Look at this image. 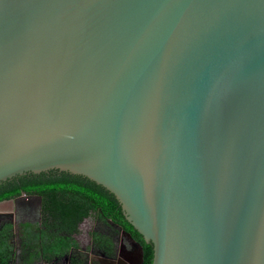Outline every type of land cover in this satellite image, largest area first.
<instances>
[{
  "label": "water",
  "instance_id": "obj_1",
  "mask_svg": "<svg viewBox=\"0 0 264 264\" xmlns=\"http://www.w3.org/2000/svg\"><path fill=\"white\" fill-rule=\"evenodd\" d=\"M51 170L152 264H264V0H0V183Z\"/></svg>",
  "mask_w": 264,
  "mask_h": 264
},
{
  "label": "trees",
  "instance_id": "obj_2",
  "mask_svg": "<svg viewBox=\"0 0 264 264\" xmlns=\"http://www.w3.org/2000/svg\"><path fill=\"white\" fill-rule=\"evenodd\" d=\"M24 194L25 197H22ZM13 199L19 200L20 203H31L34 200L37 206H41L45 230L39 228L37 231L41 233L42 238L48 239L47 244L45 241L41 245L47 252L50 249L53 255L66 253L71 248L78 249V243L73 237L79 232V224L91 216L98 215L104 222L110 221L130 234L132 239L140 244L143 249L142 264L153 262L152 244L146 243L126 220L115 197L88 178L59 170L40 174L28 173L0 183V202ZM26 228H29L30 232L33 226L27 224L25 233ZM7 229H10V225ZM91 236L99 249L108 256L115 255L111 236L99 232H93ZM74 262L80 264L78 259Z\"/></svg>",
  "mask_w": 264,
  "mask_h": 264
},
{
  "label": "flooded vegetation",
  "instance_id": "obj_3",
  "mask_svg": "<svg viewBox=\"0 0 264 264\" xmlns=\"http://www.w3.org/2000/svg\"><path fill=\"white\" fill-rule=\"evenodd\" d=\"M17 201V200H14ZM19 201V200H18ZM16 203V202H15ZM31 204V205H30ZM13 200H8L4 202H0V248L2 252H0V264H19L18 259L30 260L32 259L31 263L33 264L37 261V258H43L49 252L45 251L42 244V236L39 231H35V228L40 225V221L43 218L41 214V206H36V203H24L22 208H18V206H13ZM17 213L19 216V229L18 232L19 236H15L16 234V220L14 219V215ZM34 218L37 220V224L35 225ZM29 224L33 226V228L29 232L30 237H26L24 232V228L26 225ZM10 225V229L8 230L7 227ZM39 229V228H38ZM34 230V231H33ZM4 231V232H3ZM95 232V231H94ZM103 234V233H102ZM46 238V237H45ZM48 239L46 240L47 244ZM53 241V240H52ZM93 243V242H92ZM2 246V247H1ZM71 251L73 248L70 249ZM77 250V249H76ZM95 254L97 256L96 262L98 264H104V259L106 260L107 264H111L114 259H111L103 250L96 249ZM117 254V253H116ZM72 255L71 258H66V263L68 264H75V258ZM114 258V257H112ZM60 260V259H59ZM58 261V260H56ZM72 261V262H71ZM28 264V262H27ZM36 264V263H35Z\"/></svg>",
  "mask_w": 264,
  "mask_h": 264
},
{
  "label": "crops",
  "instance_id": "obj_4",
  "mask_svg": "<svg viewBox=\"0 0 264 264\" xmlns=\"http://www.w3.org/2000/svg\"><path fill=\"white\" fill-rule=\"evenodd\" d=\"M114 226V234L111 235L113 241H114V247H115V255L109 256L111 259H114V264H142V250L141 247L138 245L136 241L132 239V237L120 229L118 226ZM76 236V235H75ZM74 236V237H75ZM76 238V237H75ZM77 241V240H76ZM93 240L89 243V245H86L87 247H82V249L79 250V248L75 250L74 252L69 250L66 253H60L59 255H53L48 253L43 258H37L36 264H52L56 262V260H62L66 261V258H71L72 255L74 256L73 259H78L80 264H98L96 262L97 256L95 254V250L99 249L96 244L92 243ZM77 243H79L77 241ZM117 253V254H116ZM114 257V258H112ZM26 261L24 264L31 263V260H23ZM33 263V264H35ZM55 264V263H54Z\"/></svg>",
  "mask_w": 264,
  "mask_h": 264
},
{
  "label": "rangeland",
  "instance_id": "obj_5",
  "mask_svg": "<svg viewBox=\"0 0 264 264\" xmlns=\"http://www.w3.org/2000/svg\"><path fill=\"white\" fill-rule=\"evenodd\" d=\"M26 202L29 203V201H26ZM13 203H14L13 206H15V207L18 206V208H22L23 207L22 205L24 204L23 201H21V203H20V201H18V200L17 201H13ZM31 203H36V201L33 200V201H31ZM14 219L16 220V223L14 224V227H15V225L17 227V228H14V230L16 229L15 236L18 237L19 236L18 232H20V229L18 227V225H19V216L17 215V213L14 215ZM36 221L37 220L34 218L35 225L37 224ZM43 222H44V220L41 219L40 225H38V227L35 228V231H37L38 228H42L43 230H45V228L43 227ZM114 229L115 228H114L113 224L110 221H108V223L104 222L103 219L98 218V215H94V216H91V217L85 219L81 224H79V230H78L79 232H78V234H76V236H75L76 238L75 237H73V238L79 242L78 246H79V250H80V249H82L83 246L87 247L86 245H89V243L91 242L92 237H93V236H91V234L94 231L111 236L112 234H114ZM28 232H29V228H26V233H27L26 237L27 236L30 237L28 235ZM46 240H47V238H43L42 239L43 242H45ZM24 259H18L19 264H24L26 262V261H23ZM54 263L55 264H68V261L66 263V261L58 260V261H56ZM54 263H52V264H54Z\"/></svg>",
  "mask_w": 264,
  "mask_h": 264
},
{
  "label": "clouds",
  "instance_id": "obj_6",
  "mask_svg": "<svg viewBox=\"0 0 264 264\" xmlns=\"http://www.w3.org/2000/svg\"><path fill=\"white\" fill-rule=\"evenodd\" d=\"M23 196H25V194L23 195ZM15 199H13V201H14ZM4 201H8V200H4ZM4 201H2V202H4ZM34 231V230H33Z\"/></svg>",
  "mask_w": 264,
  "mask_h": 264
}]
</instances>
